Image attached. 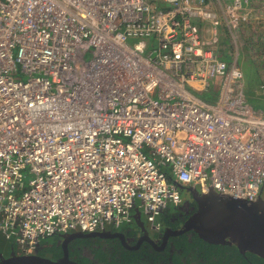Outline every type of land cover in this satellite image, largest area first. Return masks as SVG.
Here are the masks:
<instances>
[{
    "label": "built area",
    "instance_id": "2783aa9c",
    "mask_svg": "<svg viewBox=\"0 0 264 264\" xmlns=\"http://www.w3.org/2000/svg\"><path fill=\"white\" fill-rule=\"evenodd\" d=\"M253 1L0 0L2 239L159 231L182 187L264 196V110L219 50Z\"/></svg>",
    "mask_w": 264,
    "mask_h": 264
},
{
    "label": "water",
    "instance_id": "95a60500",
    "mask_svg": "<svg viewBox=\"0 0 264 264\" xmlns=\"http://www.w3.org/2000/svg\"><path fill=\"white\" fill-rule=\"evenodd\" d=\"M165 6L164 3L160 4ZM190 187H182L181 191ZM198 200V210L187 220L183 229L174 233L193 230L204 241L211 244L235 245L240 252H251L264 259V196L250 201L220 194L211 189L201 194L194 189ZM142 219V218H141ZM106 228L96 232H68L71 237H113L118 233ZM118 231V230H116ZM68 238V239H69ZM64 255L61 258H48L38 253L32 255L12 251L9 257L2 256L0 264H80L69 257L68 243L63 244Z\"/></svg>",
    "mask_w": 264,
    "mask_h": 264
},
{
    "label": "flooded vegetation",
    "instance_id": "af4514ba",
    "mask_svg": "<svg viewBox=\"0 0 264 264\" xmlns=\"http://www.w3.org/2000/svg\"><path fill=\"white\" fill-rule=\"evenodd\" d=\"M188 189L189 190H184L182 192V203L170 210L167 209V211H170V213H164L165 215H163V226L159 231L153 230L150 224L146 222L145 219H141L139 216H137L135 219H133V221L118 229V231L113 230L114 233H118L117 236L69 238V234H58L55 235L56 237L53 236L50 239L46 240L44 243L48 242V244H46L45 246L41 244L37 248L35 254L38 253L39 255L46 256L48 258H61L64 255V242L68 243L69 249V245L76 242L75 240H83L76 247L79 251H81V256L77 254L72 255L69 249V257L71 260L75 261L76 259H80L83 255L92 257V252L95 249L103 250L105 253L111 255L114 254V256L117 255L118 257L125 256L126 254H123L125 250H143L145 251V256H143L142 264H172L173 257L175 256V254H177L176 244L180 243V237L187 236L189 240H192L197 236V233L193 230H186L183 233L179 234L174 233L175 231L183 229L184 224L187 222V220L199 208L198 200L196 198H193L195 188L190 187ZM85 239H88L86 243L84 242ZM55 243L56 246L60 247L61 254L55 255L54 252H47L46 255H42L40 253L44 252L46 247L52 248ZM74 249L75 248L73 247L71 248L72 251ZM153 250L159 252V261L149 259V253H151ZM12 251L21 254L20 249L18 250L15 246H12L6 240L0 239V261L2 260V256L9 257L12 254Z\"/></svg>",
    "mask_w": 264,
    "mask_h": 264
},
{
    "label": "trees",
    "instance_id": "16d2710c",
    "mask_svg": "<svg viewBox=\"0 0 264 264\" xmlns=\"http://www.w3.org/2000/svg\"><path fill=\"white\" fill-rule=\"evenodd\" d=\"M166 213L168 214L170 211H166ZM163 217L164 216L161 218L162 222ZM75 241L76 242L69 245L70 253L72 255L77 254L81 256V251L76 247L83 240ZM87 241L88 239L84 240L85 243ZM46 244H48V242L42 243L43 246ZM176 245L177 254L173 257L172 264H264V259L254 253L248 251L242 253L235 245L211 244L201 239L198 235L192 240H189L187 236H182L180 237V243ZM72 247L75 248L73 251L71 250ZM47 252H54L55 255L61 254L60 247L56 246V243L52 248L46 247L44 252L40 253L46 255ZM144 253L145 251L143 250H125L123 254L127 256L118 257L117 255L114 256V254L105 253L103 250L95 249L92 252V257L83 255L82 258L76 259L75 261L80 264H142L143 256H145ZM149 255L150 260L159 261L160 259L159 252L155 250L149 253Z\"/></svg>",
    "mask_w": 264,
    "mask_h": 264
},
{
    "label": "crops",
    "instance_id": "0c3cea01",
    "mask_svg": "<svg viewBox=\"0 0 264 264\" xmlns=\"http://www.w3.org/2000/svg\"><path fill=\"white\" fill-rule=\"evenodd\" d=\"M253 2L257 3V9L252 12V20L250 22H243L241 28L242 31L239 34L241 43L233 44V46L236 48V52H233V56L230 61H232L236 57L237 53V59H239L240 51L245 47L250 53V57L253 59V62H255L259 67V71L262 72V76L264 77V67L263 65H260V60L264 62V0H254ZM201 24L204 27L206 26L204 23ZM226 35L229 36V34L227 33V29H224L223 38ZM230 39L232 40V45L234 40L233 38ZM239 46L242 47L241 50L238 49ZM226 51L227 48L225 46L220 47V54L223 59H226L228 57Z\"/></svg>",
    "mask_w": 264,
    "mask_h": 264
},
{
    "label": "rangeland",
    "instance_id": "374dc122",
    "mask_svg": "<svg viewBox=\"0 0 264 264\" xmlns=\"http://www.w3.org/2000/svg\"><path fill=\"white\" fill-rule=\"evenodd\" d=\"M148 1L154 2L158 5L161 3V0H148ZM241 31H242L241 29H238L236 32L240 34ZM230 38L231 37L227 35L224 38L221 36V42L219 44V50L220 47L225 46L227 48L226 51V53L228 54V57L226 58L227 61H230L233 56V52L234 53L236 52V48L233 46L235 42L233 41L231 45L232 40ZM238 49L241 50L242 47L239 46ZM238 61H239L238 63L244 68L250 102L252 103L253 106L256 107V109L264 110V90L260 88V85L262 84V82H264V77L262 76V72L259 71V67L256 65L255 62H253V59L250 57V53L245 47L243 48V50L240 51ZM260 65H263L264 67V62L262 60H260ZM31 178L32 175L30 174V172L26 171L24 178V183L26 187L29 185ZM0 239H2L1 236Z\"/></svg>",
    "mask_w": 264,
    "mask_h": 264
}]
</instances>
